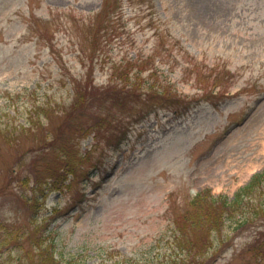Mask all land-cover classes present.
Returning a JSON list of instances; mask_svg holds the SVG:
<instances>
[{"label":"rangeland","instance_id":"rangeland-1","mask_svg":"<svg viewBox=\"0 0 264 264\" xmlns=\"http://www.w3.org/2000/svg\"><path fill=\"white\" fill-rule=\"evenodd\" d=\"M107 5L0 0V264H19L45 224L64 256L146 260L196 194L231 199L264 170V0ZM147 55L157 96L112 87L116 64ZM58 154L72 173L31 212ZM258 198L213 234L209 264H264Z\"/></svg>","mask_w":264,"mask_h":264},{"label":"trees","instance_id":"trees-1","mask_svg":"<svg viewBox=\"0 0 264 264\" xmlns=\"http://www.w3.org/2000/svg\"><path fill=\"white\" fill-rule=\"evenodd\" d=\"M107 2L108 0H103L100 13L107 10ZM132 68H134L133 71ZM154 68V60L150 58V55L123 59L113 68L111 76H113L112 79L115 84L112 87L123 83L126 86L124 93L127 97L157 96L153 83H146L147 86L142 84L143 73ZM93 70L94 63L93 58H91L87 68L88 75L92 74ZM153 75H155V69L148 76ZM141 84L143 89L145 88V93L139 95L136 89ZM79 89L81 87L76 90V93L81 92L78 91ZM82 91H85V88ZM83 95L76 96L75 94L72 97L71 104L65 110L67 115L73 113L76 108L82 107L84 104ZM164 99L171 101L172 97L169 94ZM54 165L59 172L56 178H52L45 189H35L34 198L26 201L31 212L35 210L37 205L44 203L46 199L45 190L49 192L57 190L59 178L61 177L65 181L69 176L68 174L72 173L70 161L64 155L55 156ZM256 196L259 197L256 200H262L261 204L264 206V170L255 173L246 185L240 187L233 194L231 199H227L225 195L213 196L208 191L199 192L189 201V208L175 217L174 224L177 230H174L173 241L168 243L167 249L160 250L159 248L157 254H142L146 260L137 259L133 257L134 255L102 258V254H99L95 262H89L86 258H81L80 255L69 254L64 256L62 252L56 251L54 229H47L48 226L45 224L43 230H37L26 237L31 248L26 250L19 264H105L108 261H112L114 264H209L211 257L208 256V252L212 247L213 234L222 229L227 216L236 213L243 214V207L254 200ZM41 199H43L42 202H40ZM56 211V209L53 210V212ZM187 234L190 236L188 237ZM113 258L115 260H112Z\"/></svg>","mask_w":264,"mask_h":264},{"label":"bare ground","instance_id":"bare-ground-1","mask_svg":"<svg viewBox=\"0 0 264 264\" xmlns=\"http://www.w3.org/2000/svg\"><path fill=\"white\" fill-rule=\"evenodd\" d=\"M197 1H199V2H203L204 0H197Z\"/></svg>","mask_w":264,"mask_h":264}]
</instances>
